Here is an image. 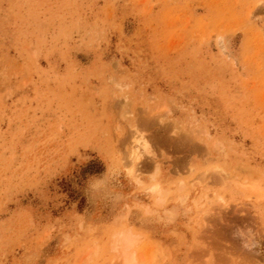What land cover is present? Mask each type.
<instances>
[{
  "label": "rangeland",
  "instance_id": "obj_1",
  "mask_svg": "<svg viewBox=\"0 0 264 264\" xmlns=\"http://www.w3.org/2000/svg\"><path fill=\"white\" fill-rule=\"evenodd\" d=\"M125 168L188 186L141 264H264V0H0V264H83L49 226L106 224L88 181L131 203Z\"/></svg>",
  "mask_w": 264,
  "mask_h": 264
},
{
  "label": "clouds",
  "instance_id": "obj_2",
  "mask_svg": "<svg viewBox=\"0 0 264 264\" xmlns=\"http://www.w3.org/2000/svg\"><path fill=\"white\" fill-rule=\"evenodd\" d=\"M111 83L114 98L125 99L124 94L134 88L131 81L112 80ZM127 169L129 168L123 169V173L137 193L136 199L131 203L127 202V197L111 189L110 179L90 178L88 181L86 195L91 202L120 205L119 210L106 224H97L88 216L76 213L71 220L70 228L65 229L58 224L49 226V235L52 238L59 235L60 247L83 246V264H141L139 249L150 239V234L143 225L155 222L171 227L176 224L187 206V184L184 182L168 184L162 168H155L147 175L139 173L135 168L131 176L128 175ZM119 171L117 167L113 178ZM102 186L104 191H101ZM256 190L264 191V185H258ZM239 235L244 236L245 233L240 231ZM244 247L249 249L255 247L251 230ZM151 264H174L170 249L162 245L157 246Z\"/></svg>",
  "mask_w": 264,
  "mask_h": 264
},
{
  "label": "bare ground",
  "instance_id": "obj_3",
  "mask_svg": "<svg viewBox=\"0 0 264 264\" xmlns=\"http://www.w3.org/2000/svg\"><path fill=\"white\" fill-rule=\"evenodd\" d=\"M141 144H138V147L140 146ZM138 147H135L136 148V150L138 149ZM132 153H133V156H132V164H134L135 162H136V160H137V158H138V154H137V152L135 151H132ZM199 200V199H198ZM202 201V200H201ZM142 258V257H141ZM150 262V261H149ZM148 264H150V263H148Z\"/></svg>",
  "mask_w": 264,
  "mask_h": 264
}]
</instances>
